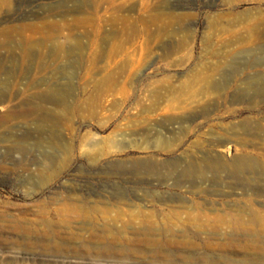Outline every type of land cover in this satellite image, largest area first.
I'll return each instance as SVG.
<instances>
[{
  "label": "rangeland",
  "instance_id": "374dc122",
  "mask_svg": "<svg viewBox=\"0 0 264 264\" xmlns=\"http://www.w3.org/2000/svg\"><path fill=\"white\" fill-rule=\"evenodd\" d=\"M262 15L264 0L2 6L0 28L31 26L8 82L0 67V264H264ZM229 63L246 67L205 73Z\"/></svg>",
  "mask_w": 264,
  "mask_h": 264
},
{
  "label": "bare ground",
  "instance_id": "6f19581e",
  "mask_svg": "<svg viewBox=\"0 0 264 264\" xmlns=\"http://www.w3.org/2000/svg\"><path fill=\"white\" fill-rule=\"evenodd\" d=\"M7 4H9V0H0V8L2 6L7 5ZM46 24L51 28L56 27L55 21H48L47 23L43 22V23H40V25H32V26H35L36 28H41L42 26H45ZM29 26H31V25H29L27 23H18L15 25H11V24L5 25V26L0 28V67L5 65L6 62L9 63L8 69H7L8 70L7 72L9 75V76H7V82L9 81L8 79L12 76L14 60H15L14 54H15V46L16 45L13 43V41H14L13 37L15 35L17 36V44H18V48L20 50L19 55L22 57V60H23L24 59L23 58L24 53H25V51H27V40H26L27 38H26V34L24 33V31ZM126 28H127V26H126ZM129 29L131 30V32H129ZM129 29H124L125 38H124L123 42H121V44H119L117 46L116 51L120 52L123 50V48H125L124 41L126 38L131 39V38H135L136 35H138L134 32L135 31L134 26H132V27L130 26ZM249 31H250V33H249L250 37H254L255 39H261L264 42V15L258 17L257 19H254L252 21L251 26L249 27ZM263 45H264V43H263ZM64 46L65 45H63V44H57V46L54 47L52 51H50V53L47 56V58L45 59V61L50 60L51 58L55 57L54 56V55H56L55 53L60 52V50L61 51L64 50L65 49ZM75 49H76L75 46H69L68 49L66 50V52L69 55L72 52L76 51ZM55 59H57V58H55ZM261 60H262L261 62L264 63V57ZM245 67L246 66L243 67L241 65L229 63V64H226V66H224V67H222L221 65L209 66V67L205 68L204 70H205V73L211 74V75L212 74H222L223 76L225 75V76H229V77H234L236 74L243 71V68H245ZM262 75H264V72L262 73ZM235 163H236V166L234 167V170L231 172L232 174H236L237 172H239V170H241V168L245 169V170L249 169V159L241 157V158H238V160H236ZM217 164H218L217 165L218 168H223V163H217ZM199 175L201 177V180H205V176H204L203 172H201ZM114 242H115V240L109 242L108 244H105L104 246H100L98 249H100L101 251L98 252L97 254L99 256L107 255L108 252H110L111 250L114 249L113 248ZM145 243H146L148 248H149V246H152V247L156 246L158 248H164L165 246H168L167 245L168 242L163 241V240H160L159 243H156V242H152L150 239L148 241H145ZM206 243H208V242H206ZM184 246H186V245H184ZM129 249H131V246ZM81 250L84 251L83 253L90 254L89 248L85 245ZM154 260L155 261H166V262H176L177 261L176 259H174L172 257L155 258ZM225 264H235V263L228 261V262H225Z\"/></svg>",
  "mask_w": 264,
  "mask_h": 264
}]
</instances>
